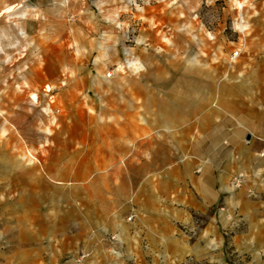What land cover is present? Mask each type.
I'll return each mask as SVG.
<instances>
[{"label": "rangeland", "instance_id": "rangeland-1", "mask_svg": "<svg viewBox=\"0 0 264 264\" xmlns=\"http://www.w3.org/2000/svg\"><path fill=\"white\" fill-rule=\"evenodd\" d=\"M19 1V82L3 66L13 53L0 52V124L11 129L0 131V264L89 263L102 223L113 252L148 255L146 241L158 242L138 236L160 207V173L192 168L193 146L226 122L254 134L224 168L228 193L183 238L171 233L168 249L177 255L181 240L209 230L211 259L187 264H264V150L253 152L264 140V0H86L82 13L46 20L34 18L45 0ZM191 58L196 69L184 67ZM108 74L131 79L130 98H114ZM160 138L175 143L174 159L160 162ZM30 155L39 163L2 162Z\"/></svg>", "mask_w": 264, "mask_h": 264}, {"label": "crops", "instance_id": "crops-1", "mask_svg": "<svg viewBox=\"0 0 264 264\" xmlns=\"http://www.w3.org/2000/svg\"><path fill=\"white\" fill-rule=\"evenodd\" d=\"M108 1L119 3L124 0ZM144 1L149 2L150 0ZM84 2L86 0H45V14L35 15L34 18L44 20L51 18L61 19L65 15V11L79 14L84 10ZM79 6L80 8H78ZM23 8L25 7L21 6L19 0H4L0 2V22L6 24L8 29H10V31L0 29V52L4 53V55L5 52L13 53V57L4 60L3 65L5 68L11 69L12 75L9 77H12L11 81L13 83L19 82L21 76V59L16 58V56H18L22 49V37L19 29L20 24H15V21L22 19L21 11ZM26 9L35 10L38 8L36 6H29ZM27 50L49 52L52 55L53 47L45 45L38 48L34 45L30 46ZM55 56L52 57L55 58ZM58 59L57 57V61L55 60L57 63L59 62ZM45 62L44 66L46 67L58 66L49 64L48 60ZM111 78L108 79V83L114 98H130L132 94L131 79L121 76H115L112 80ZM238 127L241 130H237ZM238 127L233 124L232 128H230L226 122V124L220 125L208 137L199 140L193 146L192 156H190V160L193 162L192 168L180 171L179 173H160V186H163L160 188V207L157 208V213L149 215L154 221H151V225L149 224V226H141V235L138 236L142 241L143 235H150L152 239L158 242V246L153 248V246L149 245L150 241H146L145 244L148 245L147 249L150 252L148 255L129 254L130 248L128 245H124L123 247L118 246L120 254L113 252L111 245H114V243L110 240L113 238L114 232L110 224L102 223L97 225L93 230L92 238H95L96 252H93L94 255L91 261L86 264H141L142 262L146 264H187L188 259H211L212 240L211 231L209 230L203 240L200 239V235L193 244L188 242V245H186L181 240V244H183L182 251L177 255L170 254L168 249L169 239L173 232L177 233L176 236L181 239L183 238L181 229L196 228V221L194 219L198 216L210 219V214L208 215V213L218 207L222 197L228 193V182L231 176L228 172L224 171V168L228 165L231 156H233L238 146L243 144L244 140L250 135H254L249 130L240 126ZM240 132H244L245 134L243 135L245 136L243 140H236ZM174 149V142L160 138V162L165 160L162 157L174 159ZM253 149L254 154L260 155V152L264 150V140L257 139L253 141ZM237 163L243 164V158L240 157ZM177 169L179 168L177 167ZM107 215L109 223H111L115 215L114 213H108ZM205 231L200 232V234ZM110 243L112 244L110 245Z\"/></svg>", "mask_w": 264, "mask_h": 264}, {"label": "bare ground", "instance_id": "bare-ground-1", "mask_svg": "<svg viewBox=\"0 0 264 264\" xmlns=\"http://www.w3.org/2000/svg\"><path fill=\"white\" fill-rule=\"evenodd\" d=\"M244 29H245L244 27L239 26V30L240 31H244ZM199 65H200V62L198 61V58H191V59H187L186 60V63L184 64V67H187V68L191 67V69H196L197 67H199ZM194 73H195V71H194ZM111 77H112V74H108L105 78L109 79ZM32 100L33 101L36 100V96L35 95L33 96ZM30 106L32 107L33 104L30 105ZM8 125H9V121H7V120L2 121L1 124H0V131H1L3 137L4 136L6 137L7 133L11 130L9 127H7ZM2 162L5 163L8 166L9 165H15L16 166V164H19L21 168L22 167H26V166H34L37 163H39L38 159L36 157H34L33 155H30L29 162L26 161L25 158H24V161L16 160V159L13 158V159L2 160Z\"/></svg>", "mask_w": 264, "mask_h": 264}, {"label": "built area", "instance_id": "built-area-1", "mask_svg": "<svg viewBox=\"0 0 264 264\" xmlns=\"http://www.w3.org/2000/svg\"><path fill=\"white\" fill-rule=\"evenodd\" d=\"M71 20H74V17L71 18ZM244 182V176L243 175H239L237 177L234 178L232 186L235 189H240L243 185ZM129 222H131L133 220V217H130ZM113 241H115V238H112ZM90 258V254H84L82 256H80L76 262L77 263H83L84 261L88 260Z\"/></svg>", "mask_w": 264, "mask_h": 264}, {"label": "water", "instance_id": "water-1", "mask_svg": "<svg viewBox=\"0 0 264 264\" xmlns=\"http://www.w3.org/2000/svg\"><path fill=\"white\" fill-rule=\"evenodd\" d=\"M250 138H251V137L249 136L247 139L250 140Z\"/></svg>", "mask_w": 264, "mask_h": 264}]
</instances>
